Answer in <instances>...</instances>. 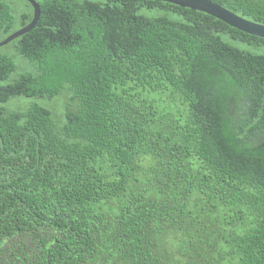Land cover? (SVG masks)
<instances>
[{
    "label": "trees",
    "instance_id": "16d2710c",
    "mask_svg": "<svg viewBox=\"0 0 264 264\" xmlns=\"http://www.w3.org/2000/svg\"><path fill=\"white\" fill-rule=\"evenodd\" d=\"M36 1L0 47V264H264V38ZM213 1L264 25V0ZM33 16L0 0V41Z\"/></svg>",
    "mask_w": 264,
    "mask_h": 264
},
{
    "label": "water",
    "instance_id": "95a60500",
    "mask_svg": "<svg viewBox=\"0 0 264 264\" xmlns=\"http://www.w3.org/2000/svg\"><path fill=\"white\" fill-rule=\"evenodd\" d=\"M34 9V16L31 22L22 28L16 30L5 39L0 41V47L7 45L14 39L30 32L37 25L40 16H41V8L36 0H27ZM173 3L179 5L181 7L190 8L192 10H197L209 14L228 25L239 29L248 34L263 37L264 38V25L259 24L248 19H245L221 4L213 1V0H158Z\"/></svg>",
    "mask_w": 264,
    "mask_h": 264
}]
</instances>
